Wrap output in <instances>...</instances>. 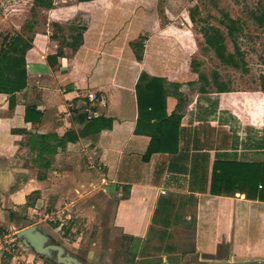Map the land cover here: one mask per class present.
Returning a JSON list of instances; mask_svg holds the SVG:
<instances>
[{
  "label": "crops",
  "instance_id": "1",
  "mask_svg": "<svg viewBox=\"0 0 264 264\" xmlns=\"http://www.w3.org/2000/svg\"><path fill=\"white\" fill-rule=\"evenodd\" d=\"M97 1L102 0L92 3ZM122 17L120 13L114 21H104L103 16L105 23L92 21L84 44L76 52L65 48L66 55L54 67L47 58L61 45L50 29L37 32L26 54V88L0 94V228L13 225L10 214L26 205L29 211L46 212L67 200L64 210L99 215L110 231H120L139 251L136 260L264 264V201L247 192L227 191L223 183L212 188L216 161L264 163V159H256L249 144L245 153L239 150L232 127L217 132L223 127L207 119L213 113L197 111L193 99L183 106L178 152L144 160L151 138L135 134L141 74L179 83L183 96L189 95L190 86L182 77L167 78L180 71L179 65L150 64L146 55L143 61L136 60L129 42L137 31L117 30ZM93 93L104 95L105 107L91 108L88 95ZM177 105V99L168 97L169 115ZM28 108L40 115L31 113L26 122ZM92 112L112 120V128L46 155L50 167H42L28 146L29 135L79 133L84 128L81 113L89 121ZM16 263L13 256L9 264Z\"/></svg>",
  "mask_w": 264,
  "mask_h": 264
},
{
  "label": "rangeland",
  "instance_id": "2",
  "mask_svg": "<svg viewBox=\"0 0 264 264\" xmlns=\"http://www.w3.org/2000/svg\"><path fill=\"white\" fill-rule=\"evenodd\" d=\"M262 1L102 0L82 4L80 0H54L53 8L48 10L35 7L34 0H0V47L17 33L34 40L37 32L47 29L57 35L60 46L71 25L87 28L92 21L94 24L99 19L103 21L102 16L104 21H114L122 13L123 17L116 22L122 21V25L115 26L119 27L117 30L127 28V34L136 29L137 36L129 45L142 39L143 58L146 55L150 64L155 61L180 66V71L175 70V74L167 78L186 79L190 96H183V106L186 108L193 99L196 100L197 111L212 112L207 119L223 127L217 132L226 131V126L232 127L237 132L238 149L245 153V145L249 144L254 148L256 159H264V27L258 26L251 14ZM195 7L198 12L193 20L191 10ZM226 17L241 25L235 44L226 36L227 29L222 24ZM53 19L62 22L59 25L64 27V33L54 27ZM28 22L35 23L33 29L28 27ZM208 28L218 29L225 35L228 53L240 50L242 69L227 66L219 59L214 48L206 42L204 33ZM193 67L206 77L207 83L200 80ZM216 75L218 82L226 85V93H217ZM202 87L207 93H201ZM198 93L211 96L207 99ZM231 191L235 190L232 188ZM68 202L63 200L58 206L54 203L46 212L29 211L26 205L12 214L13 225L6 227L0 236L2 257L8 249L17 259L16 264H56L25 247L17 238L18 232L35 225L46 231L52 242L85 264H162L160 260H136L140 257L139 251H134L129 239L120 231L106 228L99 215L84 216L75 208L64 210Z\"/></svg>",
  "mask_w": 264,
  "mask_h": 264
},
{
  "label": "trees",
  "instance_id": "3",
  "mask_svg": "<svg viewBox=\"0 0 264 264\" xmlns=\"http://www.w3.org/2000/svg\"><path fill=\"white\" fill-rule=\"evenodd\" d=\"M95 0H80L83 2H92ZM35 7H41L51 10L54 6V0H34ZM198 8L191 10V17L195 20ZM256 24L264 27V1L251 12ZM222 24L227 29V37L235 44L238 34L241 32L240 23L226 17ZM35 23H29L28 27L33 29ZM54 27L60 33H64V27L54 24ZM205 30V29H204ZM69 34L62 39V45L59 47L55 55L48 56V63L54 67L58 58L66 55L65 48L76 52L84 44V33L86 27L71 25L68 28ZM211 33V34H210ZM204 36L206 42L214 48L216 55L227 66L235 69H242L243 59L240 50L228 53L224 44L225 35L218 29L208 28L205 30ZM52 38L57 39V35L53 33ZM143 40L132 42L131 49L136 60L143 61L144 44ZM33 37H25L23 34L17 33L8 38L0 47V94L12 95L24 90L27 86V64L26 54L32 48ZM193 71L199 74L201 81L207 83L206 77L201 74L197 68L193 67ZM214 85L217 87V93H226V85L218 82L215 76ZM181 85L179 83H168L160 77H152L143 72L136 85V99L138 106V119L135 129L136 135H145L151 138L150 145L144 156V160L148 161L153 154H175L179 150L180 128L183 120V94L180 92ZM201 93H207L205 88H201ZM173 97L178 100L176 110L172 114L167 112V99ZM35 113V108L26 110L25 120H30L29 115ZM85 113H81L80 122L84 124L83 130L79 133L68 132L63 137L58 135H34L30 134L28 146L32 152L38 154L41 166L49 168L50 163L47 162L45 156H54L58 150H64L69 143H75L80 138L99 134L104 130L112 128L113 121L103 116L96 117L91 120L86 119ZM219 183L225 184V189L238 190L247 192V195L264 201V163H241V162H218L213 166L212 188ZM11 219L13 218L10 214ZM4 229L0 228V236ZM13 255L11 252H5L2 257L1 264H9Z\"/></svg>",
  "mask_w": 264,
  "mask_h": 264
},
{
  "label": "water",
  "instance_id": "4",
  "mask_svg": "<svg viewBox=\"0 0 264 264\" xmlns=\"http://www.w3.org/2000/svg\"><path fill=\"white\" fill-rule=\"evenodd\" d=\"M17 238L22 241L25 247L51 259L56 264H83L76 257L68 254L64 247L58 243L46 245L51 239L46 231L38 226L33 225L21 230L17 233Z\"/></svg>",
  "mask_w": 264,
  "mask_h": 264
},
{
  "label": "built area",
  "instance_id": "5",
  "mask_svg": "<svg viewBox=\"0 0 264 264\" xmlns=\"http://www.w3.org/2000/svg\"><path fill=\"white\" fill-rule=\"evenodd\" d=\"M88 98L91 108H96V107L99 108L106 106L105 97L101 93L89 94ZM86 112H91V111L90 109H87ZM96 116L97 114L95 112H92V114H89L88 119H93ZM165 193H166L165 191H161V194H165ZM0 243H1V239H0ZM5 252H10V250L7 249Z\"/></svg>",
  "mask_w": 264,
  "mask_h": 264
},
{
  "label": "flooded vegetation",
  "instance_id": "6",
  "mask_svg": "<svg viewBox=\"0 0 264 264\" xmlns=\"http://www.w3.org/2000/svg\"><path fill=\"white\" fill-rule=\"evenodd\" d=\"M52 244H56L54 242H52L51 240L46 244V245H52ZM68 254H71L67 251ZM72 255V254H71ZM73 256V255H72ZM76 257L79 261H81L83 264H85V261H83L82 259L78 258L77 256H74ZM51 260V259H50ZM52 261V260H51Z\"/></svg>",
  "mask_w": 264,
  "mask_h": 264
}]
</instances>
